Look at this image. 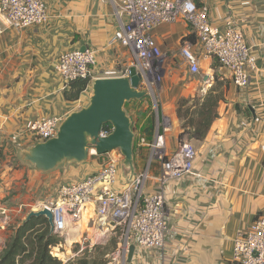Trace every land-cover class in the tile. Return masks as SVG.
Masks as SVG:
<instances>
[{"label": "crops", "instance_id": "crops-1", "mask_svg": "<svg viewBox=\"0 0 264 264\" xmlns=\"http://www.w3.org/2000/svg\"><path fill=\"white\" fill-rule=\"evenodd\" d=\"M43 1L47 19L42 23L15 29L0 21V250L22 207L37 210L55 201L61 185L84 179L107 159L89 155L80 163L62 162L40 172L22 158L37 143L30 130L34 121L43 116L63 120L85 107L92 95V82L77 92L73 82H65L55 72L59 55L93 50L95 79L124 76L132 64L130 51L111 43L119 19L110 0ZM194 1L207 6L211 25L221 29L231 20L241 29L256 68L250 71L248 86L239 88L214 58L200 54L187 22H165L152 30L160 52L156 62L159 76L153 84L156 107L150 94L126 102L127 109L124 105L134 134L133 170L123 164L120 151L110 152L118 155L110 188L120 192L152 158L143 191L163 192L167 229L161 248L135 247L130 262L237 264L232 260L234 237L264 216V0ZM184 48L198 55V73H190L182 55ZM215 79L223 95L218 116L202 140L179 139L178 99L205 91ZM140 84L139 89L147 91ZM146 100L155 113L152 141L157 132L162 133L166 154L173 153L180 143L190 142L196 151L191 173L159 181V160L151 157L153 150L148 143H139V127L145 120L138 127L133 125L137 124L136 111L147 107ZM96 207L94 202L87 203L81 218L69 224L71 228L64 234L75 243H83L80 250L85 244L89 248L95 245L100 233L116 234L111 221L101 218ZM66 246L72 256L80 252L70 249L67 241Z\"/></svg>", "mask_w": 264, "mask_h": 264}, {"label": "built area", "instance_id": "built-area-1", "mask_svg": "<svg viewBox=\"0 0 264 264\" xmlns=\"http://www.w3.org/2000/svg\"><path fill=\"white\" fill-rule=\"evenodd\" d=\"M119 19V28L114 32L111 43H119L132 56V64L141 75L148 94L156 99L151 74L160 52L152 37V30L165 22L179 19L187 22L199 43L200 54L214 58L228 71L231 81L239 88H246L250 71L255 70V57L245 41L241 29L227 21L221 29L210 24L208 8L194 0H110ZM47 19L43 0H0V21L15 29H23L39 24ZM189 71L199 72L198 55L189 49H182ZM95 52L91 49L72 50L59 55L54 65L55 72L71 83L76 80L92 82L94 77ZM128 69H125L127 75ZM158 79V77H157ZM61 117L43 116L30 125L37 142H44L56 135ZM112 127L101 128L99 136L105 137ZM164 136L157 132L155 139L148 143L153 150L151 157L160 162L159 181L177 179L191 173L196 151L190 142L180 143L171 154L164 149ZM140 144H147L144 136ZM152 159V158H151ZM145 170L124 185L120 192L110 188L116 176L117 154H107L104 165L84 179L61 185L55 201L43 205L52 214L53 233L64 236L67 225L77 222L87 203L94 202L98 215L111 221L113 228L119 227L120 237L117 248L112 253L113 261L123 264H146L143 261L126 262L129 245L140 248H161L164 244L166 211L162 191L146 194L143 183L147 177ZM68 222V223H67ZM232 260L237 264H264V216L257 217L245 231L238 232L233 239Z\"/></svg>", "mask_w": 264, "mask_h": 264}, {"label": "water", "instance_id": "water-1", "mask_svg": "<svg viewBox=\"0 0 264 264\" xmlns=\"http://www.w3.org/2000/svg\"><path fill=\"white\" fill-rule=\"evenodd\" d=\"M128 72L124 76L94 79L88 104L67 115L60 122L54 137L37 142L25 151L22 154L23 160L40 172H48L62 162L80 163L91 154L106 159L107 154L119 150L123 156V164L133 170L134 134L124 105L133 99L144 97L148 92L139 89L143 79L136 68L131 66ZM107 123L111 125L112 132L105 137L99 136L102 126ZM39 215L48 219L53 232L52 214L48 207L30 210L19 225ZM134 249L133 244L129 245L127 263L131 261Z\"/></svg>", "mask_w": 264, "mask_h": 264}, {"label": "trees", "instance_id": "trees-1", "mask_svg": "<svg viewBox=\"0 0 264 264\" xmlns=\"http://www.w3.org/2000/svg\"><path fill=\"white\" fill-rule=\"evenodd\" d=\"M73 84L79 92L86 87L88 81L76 80ZM218 87L219 82L215 79L214 84L205 91L193 97L178 99L176 114L182 129L179 139L186 137L190 140H202L206 136L218 116L217 107L223 99ZM146 103L145 109L136 111L137 124L133 125L138 127V123L145 120L139 127L140 134L144 136L146 143H150L155 131V113L150 100H146ZM125 107L128 108V103ZM102 127L110 129L111 125L107 123ZM20 222L18 220L8 227L4 245L0 250V264H108L119 242L120 230L116 227V236L110 242L104 245L95 244L90 248L85 244L86 247L81 250L79 243H75L73 251L81 252L63 261L52 253L54 247L62 245L63 239L51 232L50 223L45 216H33L22 225H19Z\"/></svg>", "mask_w": 264, "mask_h": 264}, {"label": "rangeland", "instance_id": "rangeland-1", "mask_svg": "<svg viewBox=\"0 0 264 264\" xmlns=\"http://www.w3.org/2000/svg\"><path fill=\"white\" fill-rule=\"evenodd\" d=\"M154 70H152L151 74L154 78L157 79V77L159 76V68H156V66H154ZM154 91V90H153ZM119 151V150H118ZM91 158H95L97 157V155H93L91 154L90 155ZM144 168H146V166H144ZM38 210V209H37ZM29 208L28 207H22V210L17 214V216L14 217V220H13V223L12 224H15L18 220H22L25 215L27 214V212H29ZM68 223V222H67ZM71 227H69V223L67 225V230L66 231H69ZM101 232V231H100ZM115 232V231H114ZM116 236V234H111L109 235L108 233L104 235V233H100L97 237H96V243L95 244H98V245H104L108 242H110V240L112 238H114ZM60 238L63 239V243L62 245L60 246H56L52 249V253L54 254V256H57L59 259L63 260V261H66L68 260L69 258H72L74 256H72V252L69 251V247L66 246V241H67V244L70 243L71 246H70V249H73L74 247V244L75 242L72 241V238H66V236H59ZM84 242V241H82ZM65 244V245H64ZM83 245V243H80ZM79 244V245H80ZM80 249V247H79ZM69 251V252H68ZM81 252V251H80ZM79 252V253H80ZM78 253V254H79ZM112 256V255H111ZM108 264H123L121 261H113L112 258H110V262H108Z\"/></svg>", "mask_w": 264, "mask_h": 264}, {"label": "bare ground", "instance_id": "bare-ground-1", "mask_svg": "<svg viewBox=\"0 0 264 264\" xmlns=\"http://www.w3.org/2000/svg\"><path fill=\"white\" fill-rule=\"evenodd\" d=\"M93 152V151H92Z\"/></svg>", "mask_w": 264, "mask_h": 264}]
</instances>
